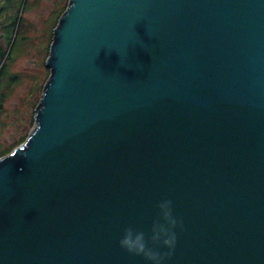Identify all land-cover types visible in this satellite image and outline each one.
<instances>
[{
  "label": "water",
  "instance_id": "95a60500",
  "mask_svg": "<svg viewBox=\"0 0 264 264\" xmlns=\"http://www.w3.org/2000/svg\"><path fill=\"white\" fill-rule=\"evenodd\" d=\"M34 130L0 157V264H264V0H68Z\"/></svg>",
  "mask_w": 264,
  "mask_h": 264
},
{
  "label": "rangeland",
  "instance_id": "374dc122",
  "mask_svg": "<svg viewBox=\"0 0 264 264\" xmlns=\"http://www.w3.org/2000/svg\"><path fill=\"white\" fill-rule=\"evenodd\" d=\"M67 3L0 0V154L34 130L35 109L50 74L52 32Z\"/></svg>",
  "mask_w": 264,
  "mask_h": 264
},
{
  "label": "clouds",
  "instance_id": "9594fccd",
  "mask_svg": "<svg viewBox=\"0 0 264 264\" xmlns=\"http://www.w3.org/2000/svg\"><path fill=\"white\" fill-rule=\"evenodd\" d=\"M156 213L147 232L134 224L125 225L117 245L125 252L140 256L146 264H164L176 243L175 228L180 223L173 214L172 202L164 197L155 203Z\"/></svg>",
  "mask_w": 264,
  "mask_h": 264
},
{
  "label": "trees",
  "instance_id": "16d2710c",
  "mask_svg": "<svg viewBox=\"0 0 264 264\" xmlns=\"http://www.w3.org/2000/svg\"><path fill=\"white\" fill-rule=\"evenodd\" d=\"M1 11H2V8L0 7V15H1ZM0 56H2V55L0 54ZM24 140H25V138H22L20 144L23 143ZM18 144H19V143H18ZM20 144H19V145H20ZM12 148H13V147H12ZM12 148H11V149H12ZM11 149H9V150L5 151L4 153L0 154V156H1V155H4V154L7 153V152H9Z\"/></svg>",
  "mask_w": 264,
  "mask_h": 264
}]
</instances>
